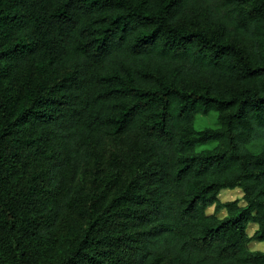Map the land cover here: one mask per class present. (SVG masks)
I'll return each instance as SVG.
<instances>
[{
  "label": "trees",
  "instance_id": "16d2710c",
  "mask_svg": "<svg viewBox=\"0 0 264 264\" xmlns=\"http://www.w3.org/2000/svg\"><path fill=\"white\" fill-rule=\"evenodd\" d=\"M198 1L0 0L6 264H35L73 213L85 226L53 264H264L248 246L264 241V0H220L202 28L180 25ZM211 111L218 127L192 136ZM109 136L134 139L132 176L93 217L79 176ZM235 187L244 205L220 203Z\"/></svg>",
  "mask_w": 264,
  "mask_h": 264
},
{
  "label": "rangeland",
  "instance_id": "374dc122",
  "mask_svg": "<svg viewBox=\"0 0 264 264\" xmlns=\"http://www.w3.org/2000/svg\"><path fill=\"white\" fill-rule=\"evenodd\" d=\"M220 0H199L197 10L182 16L178 23L189 29L202 28V13L206 8L220 12ZM233 37H231L232 40ZM28 75V71L25 72ZM32 75H30L31 77ZM34 77V76H32ZM176 81L181 85L186 84L189 87H195L198 90L203 86H213L205 76L186 77L177 75ZM230 87V84L226 85ZM219 112L211 111L207 114H195L191 135L197 136L205 129L218 127ZM261 143H256L254 150H259ZM215 146V143L202 144L196 147V150L209 149ZM136 152V143L133 138L128 136L118 137L109 136L102 144L94 146L92 150V159L85 165L80 178V183L85 188L84 206L92 216L95 217L97 209L120 188H122L132 176L131 159ZM259 153V152H257ZM240 188H225L218 191L217 198L220 203L236 202L238 207L244 205ZM207 214H213L217 220H221L228 215L226 207L212 205L206 209ZM77 220L74 226H64L54 239L48 241L40 248L41 256L35 264H53L57 262L70 247V245L79 238L81 230L79 225L85 226V220L77 214L71 215V222ZM78 225V226H76ZM257 224L249 223L246 232L250 236L256 230ZM249 249L251 251H264V241H250ZM6 257L0 253V264H6Z\"/></svg>",
  "mask_w": 264,
  "mask_h": 264
}]
</instances>
